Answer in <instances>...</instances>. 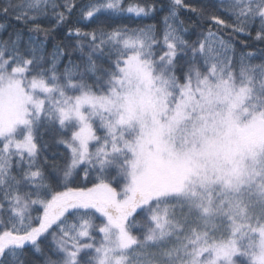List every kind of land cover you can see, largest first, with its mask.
Wrapping results in <instances>:
<instances>
[{
	"label": "snow or ice",
	"instance_id": "6c2138e0",
	"mask_svg": "<svg viewBox=\"0 0 264 264\" xmlns=\"http://www.w3.org/2000/svg\"><path fill=\"white\" fill-rule=\"evenodd\" d=\"M0 264H264V0H0Z\"/></svg>",
	"mask_w": 264,
	"mask_h": 264
},
{
	"label": "trees",
	"instance_id": "16d2710c",
	"mask_svg": "<svg viewBox=\"0 0 264 264\" xmlns=\"http://www.w3.org/2000/svg\"><path fill=\"white\" fill-rule=\"evenodd\" d=\"M152 21H150V20H143V21H141V20H136V19H125L124 21H123V23H127V24H129V25H134V24H138V23H151Z\"/></svg>",
	"mask_w": 264,
	"mask_h": 264
}]
</instances>
